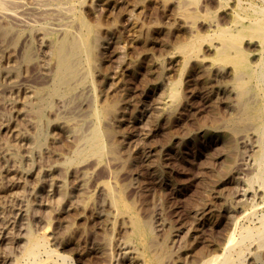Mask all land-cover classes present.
Returning a JSON list of instances; mask_svg holds the SVG:
<instances>
[{"label": "rangeland", "instance_id": "374dc122", "mask_svg": "<svg viewBox=\"0 0 264 264\" xmlns=\"http://www.w3.org/2000/svg\"><path fill=\"white\" fill-rule=\"evenodd\" d=\"M236 4L264 15V0H76L62 22L0 17V264L20 262L42 234L53 261L144 264L145 251L159 264H194L260 225L264 199L249 184L259 136L239 123L242 102H259L240 95L247 80L215 60L211 37ZM97 20L96 61L74 63L56 87L58 50L80 45L81 21ZM196 36L204 41L186 60L178 47ZM241 50L257 63L258 39L244 37ZM107 104L111 119L100 115ZM134 217L147 227L142 244L127 241ZM262 247L247 242L240 264H264Z\"/></svg>", "mask_w": 264, "mask_h": 264}, {"label": "bare ground", "instance_id": "6f19581e", "mask_svg": "<svg viewBox=\"0 0 264 264\" xmlns=\"http://www.w3.org/2000/svg\"><path fill=\"white\" fill-rule=\"evenodd\" d=\"M27 1L28 0H0V17L9 18L11 19V21H14L15 23L19 24L25 23V19H27L28 21L33 17H36L37 19L50 18L51 20L54 19L56 21L62 22L63 20H66L69 17V12L72 11L71 9H74V7H72V4L76 0H29V2ZM191 1L194 2L196 0ZM7 5H13V10H8L6 7ZM188 15L189 13H185L186 17H188ZM81 22V26L83 28L82 30H84V33L82 37L83 40L80 45L77 44V42H75V44H67V42L66 45L62 46L58 50V53L56 52L60 64L55 82L56 87L64 85V81L67 75L74 74V63H86L92 66V64H94L98 57V51L100 48L98 36V20L94 25L84 23L83 21ZM58 27L60 28V26ZM100 34L101 33H99V35ZM211 37L215 39L214 41L218 42V46L216 47L215 60L221 64L226 65L228 63H231L233 64V66L235 65L234 67L240 73L239 77H236L238 78L239 82L241 77L242 79L247 80L246 82H238V89L240 95L242 97H246V95L252 92L253 99L255 98L259 102V104L255 108L251 107L247 100H244L242 102L240 107L239 123L242 125L247 123H253L255 126V130L259 136V150L255 155L256 169L254 170L255 172L253 176L249 180V184L257 185L264 199V15L262 14V10L253 8L252 6L247 8H244V6L243 8L239 6L233 18L232 24L228 27H216L215 30L212 32ZM244 37H249L251 39L256 38L259 40L260 43V55L257 57V63L253 66H250L246 63V56L241 50V42L244 40ZM201 39L202 38H199V36H196L190 43H186L178 47L179 52L183 55L186 60L187 58L194 57L197 54V51L199 50V45L202 41ZM53 93H57L56 88L53 89ZM168 94L170 95L171 99H177L179 97L177 83L171 86L170 92ZM115 113V104H107L102 107L100 115L103 119H111V117H113ZM106 135L110 138L113 136V132L107 130ZM110 149L112 153L115 152L113 147H111ZM124 209L127 208L124 206ZM131 222L132 231L127 236V241L129 242V244H142L147 237V227L145 224H143V222L137 220L135 217L131 220ZM242 230L243 231L240 230L241 232H238L239 237L238 235L236 237L238 239L234 237L235 231L232 233V235H230L231 237L229 238V240H227L228 243L225 244L226 246L223 247L224 250L220 251L222 252L220 253V255L215 254L214 252L213 256H209L206 258H204L203 256H197L199 258L197 259L196 257L195 259L197 260L195 261L194 259H192V262L194 264L198 262L199 264H233L234 262L232 257L235 256L236 258L234 257V259H236V261H238L237 263L240 264L244 256V252L247 250V242L253 240V242L256 241L259 245H264V217L261 219L260 225L257 228L250 230ZM128 246L126 245L125 247H123L124 251L125 249H129ZM257 250H259V248ZM41 254H44L47 257V261L45 264H69L67 258L64 257H60L61 259H59V261L52 260V258H54V251L48 248L44 234L30 240L29 245L27 246L22 256V259L17 264H43L44 262L40 260ZM138 255L142 258L144 264H159L157 261L149 259L150 257L147 258V253L145 251H141ZM195 256L196 255H194L193 257ZM205 256L208 255L206 254ZM126 263H130V261L128 260L126 261Z\"/></svg>", "mask_w": 264, "mask_h": 264}]
</instances>
